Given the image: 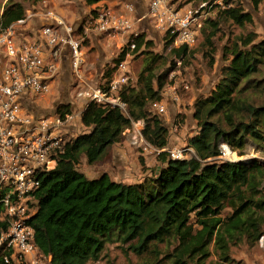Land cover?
Wrapping results in <instances>:
<instances>
[{"label": "trees", "instance_id": "16d2710c", "mask_svg": "<svg viewBox=\"0 0 264 264\" xmlns=\"http://www.w3.org/2000/svg\"><path fill=\"white\" fill-rule=\"evenodd\" d=\"M30 1L33 6L42 0ZM87 5L101 1L84 0ZM192 9L208 11L214 0H194ZM213 20L207 17L200 35L210 41L220 21L242 26L252 22L251 13L231 0ZM257 7L264 0H251ZM27 9L17 1L8 2L0 13V28L22 19ZM92 13L94 9L92 7ZM205 25L211 28L206 34ZM171 45L168 35L162 37ZM132 55L151 45L140 34L134 39ZM177 59L185 57L187 45L170 47ZM126 46L103 66L102 82L107 83L116 63L124 58ZM229 60L215 86L193 102L192 116L198 130L188 138L194 150L189 159H171L157 154L163 165L150 178L136 183L115 181L104 172L87 178L78 171L82 157L87 164L99 161L108 147L118 143L132 122L142 121V136L155 148L167 146V129L151 111L160 101L168 76L155 74L161 56L146 57L137 82L129 81L119 96L127 114L118 106L89 102L81 113V123L90 131L76 136L59 156L54 169L41 175L33 192L36 210L29 223L39 251L51 257V264H88L96 261L107 241L129 243L137 255L151 245L171 247L164 254L170 264H205L212 254L215 264L233 262L230 248L244 243L254 246L264 232V162L256 158H219V145L225 144L239 156L248 144L264 155V38L253 34L240 38L228 48ZM110 67V69H109ZM59 114L70 112L69 105L58 106ZM0 206V214H1ZM7 224L0 218V232ZM8 251L0 249V264Z\"/></svg>", "mask_w": 264, "mask_h": 264}, {"label": "built area", "instance_id": "2783aa9c", "mask_svg": "<svg viewBox=\"0 0 264 264\" xmlns=\"http://www.w3.org/2000/svg\"><path fill=\"white\" fill-rule=\"evenodd\" d=\"M146 1V14L135 22L151 20L152 31L161 38L168 35L171 47L192 46L200 35L210 7L221 3V0H214L206 11L203 9L205 4L200 6L201 10L176 6L172 0ZM108 3L95 5L94 13L90 12L89 18L76 26L67 23L46 0H42L27 9L22 19L0 28V218L7 224L0 232V249L9 252L3 256L5 264H51V257L42 254L34 243V230L29 223L36 210L33 192L40 186L41 175L55 168L49 165L57 164L66 145L86 131L81 123V113L88 103L118 106L127 114L119 91L132 81L128 63L133 56L134 39L140 34L133 20L135 6L132 1ZM34 21L40 23V29L33 38L22 34L23 28ZM91 34L108 40L122 38L119 49L126 46L124 58L113 67L106 84H92L90 80H93L85 75L83 41ZM64 48L69 50L78 111L70 109L63 115L55 110L37 114L30 106L47 93L58 76L60 53ZM25 55L27 58L20 60ZM151 111L162 115V101L151 104ZM142 126V121H135L125 131L132 128V139L145 148H152L156 154L166 152L171 159L194 156V150L187 142L180 147H152L142 136ZM219 150V158L233 161L228 159L233 152L225 144H220ZM45 155L46 159L43 158ZM256 245L262 253L261 264H264V232Z\"/></svg>", "mask_w": 264, "mask_h": 264}, {"label": "rangeland", "instance_id": "374dc122", "mask_svg": "<svg viewBox=\"0 0 264 264\" xmlns=\"http://www.w3.org/2000/svg\"><path fill=\"white\" fill-rule=\"evenodd\" d=\"M10 1L20 2L25 9H30L33 4H36L26 0H0V13L2 7ZM46 1L52 8L53 4L51 1ZM112 1L117 2H109L108 4L113 5L120 1L134 2L133 0ZM138 1L141 9L137 14L144 13L146 11V2L144 0ZM172 1L176 6H183L185 8L186 6H196L198 4L197 1L194 0ZM231 1L233 5L239 4L245 11L251 13L252 22L239 26L231 21H220L218 30L215 32V35L210 38V41L205 40L202 35H199L197 41L190 46L187 55L182 59L175 58L170 53L171 45L170 47L165 45V41L162 40L157 33L152 31L151 20H144L141 24H137L135 22L137 17H133L137 32L142 34L143 41L150 40L151 45L149 48H145V51L150 52L149 54L142 53L144 49H141L134 53L130 59L128 67L130 71L129 74L132 76V82H137L138 74L145 65V59L151 54L161 56L159 61L155 64V74H160L165 70L168 74L165 78V84L161 92L162 99L160 100L164 106V113L159 116L167 129L166 139L168 147H180L198 130L196 121L192 116L193 102L197 97L209 94L215 86V83L220 77L222 68L228 63V58L230 57L228 48L233 46L236 42H239L241 37L248 34H253L255 36V41L264 38V2L255 7L252 5L251 0ZM103 4L105 3L103 2ZM53 8L67 23L69 21L72 24L73 21L69 20V16L60 13L55 7ZM223 8L224 5L221 0L220 4H214L210 7L208 17L217 20V13ZM91 11L92 5H87L85 3V8L82 6V10H80L79 21L81 22L82 20L88 19V14ZM36 28L38 30L40 29L39 26H36ZM205 28L206 34H209L211 28L207 25H205ZM103 39L101 40L102 42H100L103 45L107 44L108 40L106 39L107 42H105V39ZM116 40L118 41V39ZM116 40H111V43L113 42L112 53H115V55L118 53ZM85 43L86 46L90 45L88 40H86V42L83 43V50L85 48ZM98 47L99 50L103 52L99 44ZM95 48L96 47H92L88 51L90 61L96 60L91 53ZM88 58L85 52L86 63ZM102 71L103 69H100L99 75L93 78V81L90 80V83H101ZM91 72L93 71L91 70ZM59 74L60 72H58V75ZM61 75L54 79L47 93L38 97L36 103L31 104L30 108L37 114H49L61 105H69L73 112L78 111V102L75 98L77 88L70 68L67 73H61ZM149 107L151 106L148 105V108ZM136 127L139 128V125ZM132 140L131 128L129 131H124L118 143L107 148L99 161L93 164H87L84 157H82L77 166L78 171L87 178H94L106 172L111 179L123 183H136L152 177L163 164L158 161L157 154L152 148L148 146L145 148L139 141L133 144ZM242 153L243 154L239 156L237 152H234L236 157L235 160L256 158L264 162V155L254 151L251 144H248ZM111 158L124 159L121 164H124L126 167H122V173L117 169V166H114L113 163L110 162ZM128 246L129 243H122L116 240L107 241L100 258L96 261H89L88 264H170V261L164 257V254L169 251L171 247H168L164 243L151 245L146 252L140 255H137ZM230 255L233 258V262L229 264H245V260L254 259V257L258 264H261L262 253L258 245L248 246L241 243L232 246L230 248ZM205 264H215V256L213 254L209 256Z\"/></svg>", "mask_w": 264, "mask_h": 264}, {"label": "crops", "instance_id": "0c3cea01", "mask_svg": "<svg viewBox=\"0 0 264 264\" xmlns=\"http://www.w3.org/2000/svg\"><path fill=\"white\" fill-rule=\"evenodd\" d=\"M50 1L53 4V7H55L57 9V11H59L60 13L66 15V16H69L68 17L69 20L73 21L72 23H74L76 26H79L80 24H83L82 22L84 20H82L81 22L79 21V19H80L79 18V14H80V10H82V6H84V8H85L84 0H50ZM133 1H134L133 2L134 6H135V11H134L133 17L136 16L137 17L136 19H138V18H140V16L146 14V12H147V1L144 0L146 2V11L144 13H141L142 15L141 14H137L140 11V9H141V6L139 5V1L138 0H133ZM103 2L104 3H107V2L116 3L117 1L116 2H113L112 0H110V1H101V2H98V3L94 4V5H92V7H95V5H100ZM141 23L142 22H137V24H141ZM36 26L40 27V23L37 22V21L30 22L29 25H26L23 28L22 34H24V35H26V36H28L30 38L31 37L33 38V35H35L36 31H37ZM80 30H81V27H79V29H78V32L81 33ZM103 38L105 39V42H107L106 41L107 38H105L103 36L91 34V35L88 36L87 39H85L83 41V43H84V42H86V40H88V42L90 44L89 46H86V43H85V48H84L85 52L87 53V55L89 57L87 59V63H86L87 67H86V70H85V75L88 78L93 79L97 75H99L100 69H102L105 64L111 62V60L114 57H116V55H117V54L115 55V53H112L113 42L111 43V40H113V39H111V40L107 39L108 43L103 45L101 43L102 42L101 40ZM96 42H98V43H96ZM122 43H123L122 42V38H119L118 41H117V44H116L117 52H118L119 47H120V45ZM98 44L100 45V47H102V51L103 52H101L99 50ZM92 47H96L94 49V51L91 52L92 55L96 58L95 61H90V55L88 53L89 49L92 48ZM69 68H70V64H69V50H68V48H64V49H62V51L60 53V66H59L60 74L58 76H60L61 73H67ZM91 70L93 72H91ZM123 160H122V158H111L110 162H112L114 166H117V169L120 170L121 173H122L123 172L122 171V167H126V166H124V164H121V163H123ZM245 264H258V262H257L256 258L254 257V259L251 258V259L245 260Z\"/></svg>", "mask_w": 264, "mask_h": 264}, {"label": "clouds", "instance_id": "9594fccd", "mask_svg": "<svg viewBox=\"0 0 264 264\" xmlns=\"http://www.w3.org/2000/svg\"><path fill=\"white\" fill-rule=\"evenodd\" d=\"M97 31H98V29H97ZM26 58H27L26 55H25V56H21V57H20V60H24V59H26ZM18 63H19V61H18ZM4 91L7 92V89L5 88ZM91 127H92V126L90 125L88 129H84V130L90 131V130H91ZM40 130H42V129H40ZM65 130H66V129H65ZM132 143L135 144V143H137V141H136L135 139H133V140H132ZM54 147H55V146H54ZM177 154H178V153H177ZM225 154L227 155V153H225ZM43 158L46 159V155H45V157H43ZM232 158H233V159L236 158L234 154H233V157H232ZM55 166H56V165H55L54 163L49 165V167H55Z\"/></svg>", "mask_w": 264, "mask_h": 264}, {"label": "bare ground", "instance_id": "6f19581e", "mask_svg": "<svg viewBox=\"0 0 264 264\" xmlns=\"http://www.w3.org/2000/svg\"><path fill=\"white\" fill-rule=\"evenodd\" d=\"M232 156H233V154L230 153V154L228 155V159H230V160H234V159L232 158Z\"/></svg>", "mask_w": 264, "mask_h": 264}]
</instances>
